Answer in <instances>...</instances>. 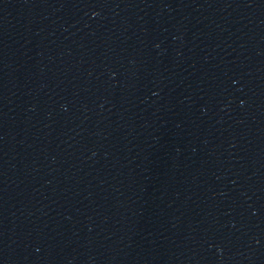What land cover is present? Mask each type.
Wrapping results in <instances>:
<instances>
[{
    "label": "water",
    "instance_id": "95a60500",
    "mask_svg": "<svg viewBox=\"0 0 264 264\" xmlns=\"http://www.w3.org/2000/svg\"><path fill=\"white\" fill-rule=\"evenodd\" d=\"M264 207V0H0V264H217Z\"/></svg>",
    "mask_w": 264,
    "mask_h": 264
}]
</instances>
